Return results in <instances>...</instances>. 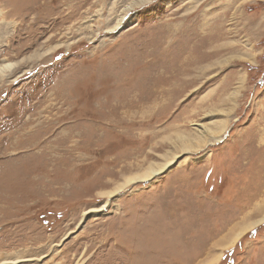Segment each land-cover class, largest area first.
<instances>
[{
    "label": "rangeland",
    "instance_id": "1",
    "mask_svg": "<svg viewBox=\"0 0 264 264\" xmlns=\"http://www.w3.org/2000/svg\"><path fill=\"white\" fill-rule=\"evenodd\" d=\"M8 62L0 263L264 264V0H0Z\"/></svg>",
    "mask_w": 264,
    "mask_h": 264
},
{
    "label": "bare ground",
    "instance_id": "2",
    "mask_svg": "<svg viewBox=\"0 0 264 264\" xmlns=\"http://www.w3.org/2000/svg\"><path fill=\"white\" fill-rule=\"evenodd\" d=\"M148 1L149 0H135V4L138 5V4H141V3H144V2H148ZM19 2H20V0H19ZM29 4H31V3H29ZM202 17H204V16H202ZM218 18H220V17L219 16L218 17L217 16H213V18L211 19V22L208 23L207 20H206V17H204L205 20L202 18L203 21L201 20V23L199 24L198 27H195L194 23H192L190 25H186V23H187V21H186L185 23H183L184 26L182 28V32L184 34L190 35V36L191 35L194 36L195 34H199V35H202V37L203 36L205 38L208 37L210 40L217 39L218 36L222 35V30L218 31V28L216 26V22H217ZM123 20H124V17L121 18L120 22L117 25H115L112 28V30H114V29L116 30L118 28L119 24ZM210 42H213V41H210ZM48 54H49V52H46L44 54L42 53L40 55L46 56ZM18 64L19 63L8 62V63H4V64L0 65V82H2V80H4V79L9 78L11 75H13L16 72V70H18V68H19ZM20 65H22V64H20ZM28 70H26V72ZM196 127H197L196 137L192 141L186 140V141H188L187 143H186V141L185 142L182 141L184 143L182 144V148H181V152L182 153L181 154H187L190 151H197V150L199 151V149L201 147H203V146H205V145H207L209 143L220 142L222 140L223 136L226 135V132H227L224 128L220 129L219 132H217V131H212V130H210L207 127H203V125H196ZM221 131H223L222 135H220ZM177 158H178V156H175V157L165 161L161 165H156V166L152 165V166L147 167L146 169H144L143 171H141L139 173H135L133 175L125 177L123 179V181L121 183H119L114 188V190L109 191V192L105 193L104 195L111 197V196H113L114 194L120 192L123 188H125V187H127L129 185H133L135 183L137 184V183H143V182L151 181L152 179L156 178L160 174H163L164 172H166L171 166H173L177 162L176 161ZM106 206L107 205L104 204V205H102L99 208L90 209V210L87 209V211H84L83 215L87 216V215L92 214V213H97V212L99 213L102 210L104 211ZM262 222H264V218L260 221V223H262ZM260 223L256 221V223H254L251 227L254 228L255 226L259 225ZM240 235L241 234L239 233V234H236L234 236L235 238L233 239V243L237 242V240L239 239ZM215 261H218V260L214 259L209 264H213ZM0 264H7V262H1Z\"/></svg>",
    "mask_w": 264,
    "mask_h": 264
}]
</instances>
